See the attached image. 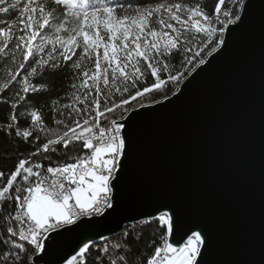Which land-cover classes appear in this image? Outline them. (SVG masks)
<instances>
[{
    "label": "snow or ice",
    "instance_id": "6c2138e0",
    "mask_svg": "<svg viewBox=\"0 0 264 264\" xmlns=\"http://www.w3.org/2000/svg\"><path fill=\"white\" fill-rule=\"evenodd\" d=\"M253 4L0 0V16L10 17L0 19V136L17 145L3 158L13 166L0 170V264L44 260L53 234L83 218L98 228L119 211L136 117L170 102V85L180 93L245 26ZM58 72L68 73L67 87L41 102L53 89L38 81ZM152 224L151 251L133 253L138 229ZM116 229L90 230L57 264H89L93 250L92 264H204L210 245L206 227L186 223L170 203L125 215Z\"/></svg>",
    "mask_w": 264,
    "mask_h": 264
},
{
    "label": "water",
    "instance_id": "95a60500",
    "mask_svg": "<svg viewBox=\"0 0 264 264\" xmlns=\"http://www.w3.org/2000/svg\"><path fill=\"white\" fill-rule=\"evenodd\" d=\"M173 93L134 121L119 211L98 228L83 218L79 227L53 234L49 254L35 264H57L90 230L110 235L123 216L153 214L161 202L173 204L186 223L206 227L204 264H264L261 0H254L245 26Z\"/></svg>",
    "mask_w": 264,
    "mask_h": 264
},
{
    "label": "trees",
    "instance_id": "16d2710c",
    "mask_svg": "<svg viewBox=\"0 0 264 264\" xmlns=\"http://www.w3.org/2000/svg\"><path fill=\"white\" fill-rule=\"evenodd\" d=\"M132 2H138V0H132ZM200 2L208 9L214 7V4L218 2V0H200ZM227 5L225 6L226 10ZM10 17L0 16V19H9ZM2 74V72H0ZM67 76L68 73L66 72H58V73H46L42 81H38V83H48L49 86L53 89L52 92L47 94H41L39 99L41 102L47 101L50 97L54 98L58 94H62L61 89L67 87ZM170 91L168 92V96L172 94L175 90L173 86H169ZM7 95H10L8 93ZM154 99L161 100L163 99L162 96L156 95ZM7 109L3 106H0V115H3ZM22 151L26 150L21 147ZM17 152V145L15 142L5 139L4 137L0 136V170L5 172L10 169L13 164L15 163L14 159H3L4 157L14 156ZM142 233L141 240L139 243L133 245V253H147L151 251V249L146 248L145 246L147 243L153 239H158V230L155 224L145 226L143 229H138ZM95 256V250L92 251L89 257V264H92V258ZM131 259H135L136 257L130 254Z\"/></svg>",
    "mask_w": 264,
    "mask_h": 264
},
{
    "label": "rangeland",
    "instance_id": "374dc122",
    "mask_svg": "<svg viewBox=\"0 0 264 264\" xmlns=\"http://www.w3.org/2000/svg\"><path fill=\"white\" fill-rule=\"evenodd\" d=\"M173 92H175V90H174ZM173 92H172V93H173Z\"/></svg>",
    "mask_w": 264,
    "mask_h": 264
}]
</instances>
